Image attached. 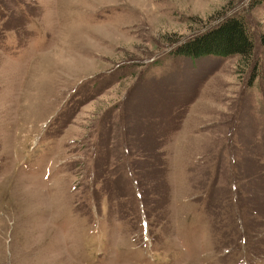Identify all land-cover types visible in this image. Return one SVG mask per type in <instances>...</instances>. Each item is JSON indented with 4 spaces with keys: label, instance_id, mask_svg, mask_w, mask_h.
<instances>
[{
    "label": "rangeland",
    "instance_id": "rangeland-1",
    "mask_svg": "<svg viewBox=\"0 0 264 264\" xmlns=\"http://www.w3.org/2000/svg\"><path fill=\"white\" fill-rule=\"evenodd\" d=\"M249 1L0 0V264H264ZM233 9L251 57L174 52Z\"/></svg>",
    "mask_w": 264,
    "mask_h": 264
},
{
    "label": "trees",
    "instance_id": "trees-1",
    "mask_svg": "<svg viewBox=\"0 0 264 264\" xmlns=\"http://www.w3.org/2000/svg\"><path fill=\"white\" fill-rule=\"evenodd\" d=\"M262 2L264 0H250L249 4ZM253 41L254 37L245 16L233 9L179 41L174 52L193 59L205 55L221 57L241 55L244 59H248L254 49Z\"/></svg>",
    "mask_w": 264,
    "mask_h": 264
}]
</instances>
